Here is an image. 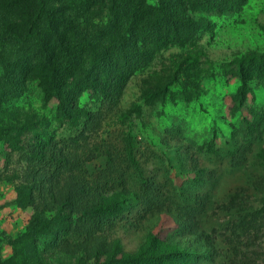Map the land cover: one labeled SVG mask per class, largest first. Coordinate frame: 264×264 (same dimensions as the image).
<instances>
[{"label": "trees", "instance_id": "1", "mask_svg": "<svg viewBox=\"0 0 264 264\" xmlns=\"http://www.w3.org/2000/svg\"><path fill=\"white\" fill-rule=\"evenodd\" d=\"M249 1L157 0L152 6L147 0H0V136L27 158L25 181L17 188L18 205L32 210L23 235L27 243L23 241L22 251L2 264H33L29 244L54 233L55 247L75 256L64 259L65 264L197 261L194 253L182 247V239L168 243L148 234L135 252L125 253L120 239L111 235L108 224L113 210L126 207L130 194L137 207L143 206L141 212H161L165 205L160 199L162 185L152 178L145 182L141 178L138 192L126 186L118 191L116 184L123 182L131 167L140 173L132 122L145 115V107L166 102V85L143 79L148 89L138 86L139 95L127 106L122 98L130 82L145 74L158 54L172 48L191 50L168 76L175 83L185 78L196 90L189 79L199 82L197 61L208 60L203 48L197 49L199 36L213 28L204 14L238 13ZM196 50L195 57H189ZM234 62L243 80L264 78L263 54L243 55ZM195 69L197 73L191 74ZM30 83L36 84L45 102L57 101L56 125L44 124L50 130L48 137L26 138L27 126L11 123L4 112ZM61 124L76 129L68 144L55 139ZM111 124L112 133L106 131ZM260 155L264 158V151ZM202 180L193 185L201 186ZM170 185L172 198L181 197L183 185L179 189ZM240 209L252 215L251 243L256 244L264 231V200L255 208L248 203L238 207V214ZM211 238L205 235L206 241ZM5 240L11 246L22 241L21 235L14 239L6 234ZM255 253L240 256L249 264ZM38 260L45 264L39 256Z\"/></svg>", "mask_w": 264, "mask_h": 264}, {"label": "rangeland", "instance_id": "2", "mask_svg": "<svg viewBox=\"0 0 264 264\" xmlns=\"http://www.w3.org/2000/svg\"><path fill=\"white\" fill-rule=\"evenodd\" d=\"M147 1L152 6L157 4V0ZM204 16L213 28L212 33L199 36L197 49L203 48L208 60L197 61L199 82L188 78L196 90L185 78L175 83L168 76L191 50L172 48L158 54L147 72L130 82L122 98L123 106H127L139 95L138 86L148 89L143 79L166 85V102L145 107V115L132 122L137 148L134 157L140 173L131 167L123 182L116 184L118 191H124L125 186L137 191L141 178H152L162 185L163 210L141 212L143 206L137 207L138 201L130 194L126 207L113 210L108 225L125 253L135 252L148 234H154L168 243L182 239V247L196 255L197 261L190 264H233L239 260V264H246L240 254L251 251L256 253L248 263L264 264V231L252 244V215L244 209L237 212L246 203L255 208L264 200V158L260 155L264 151V78L243 80L234 62L243 55H264V0H250L238 13ZM56 106L55 99L45 102L36 84L30 83L4 112L11 123L27 126L30 131L26 138L48 137L50 130L44 124L56 125ZM113 127L111 124L106 131L112 133ZM58 128L55 139L65 144L77 135L75 128L63 124ZM26 166L27 158L0 136V264L7 259L10 262L26 242L23 235L32 210L18 205L17 192L25 181L22 174ZM197 179H203L201 186L193 185ZM170 183L178 189L183 185L181 197L172 198ZM5 234L14 239L21 235L22 241L11 246ZM55 234L29 244L33 264L41 262L38 256L45 264L75 257L55 247ZM205 235L212 238L206 241Z\"/></svg>", "mask_w": 264, "mask_h": 264}]
</instances>
